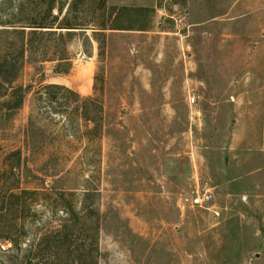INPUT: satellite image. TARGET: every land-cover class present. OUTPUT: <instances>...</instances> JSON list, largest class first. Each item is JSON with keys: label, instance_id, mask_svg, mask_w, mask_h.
Masks as SVG:
<instances>
[{"label": "rangeland", "instance_id": "rangeland-1", "mask_svg": "<svg viewBox=\"0 0 264 264\" xmlns=\"http://www.w3.org/2000/svg\"><path fill=\"white\" fill-rule=\"evenodd\" d=\"M39 1L13 20L52 22ZM104 17L27 49L0 33V264H264V0H106ZM87 65L89 94H43L83 89Z\"/></svg>", "mask_w": 264, "mask_h": 264}, {"label": "trees", "instance_id": "trees-1", "mask_svg": "<svg viewBox=\"0 0 264 264\" xmlns=\"http://www.w3.org/2000/svg\"><path fill=\"white\" fill-rule=\"evenodd\" d=\"M12 0H0V7L4 6L6 3H11ZM68 0H40L39 2L42 4L43 2L45 3L44 9L45 11L51 15L53 11H57V17L53 18L52 22H45L40 19H35L33 18L29 22H15L13 20L14 15L17 13H21L22 9L24 8V2H27V0H18L17 6L14 7V9L11 10V13L6 16L7 20L5 22H0V33L5 34V35H12L14 34L17 39L22 41V48L24 49V38H27V47H29L30 42H32V36L36 35H44L45 33H51L52 35L54 34L55 36L58 37L60 41L64 39L65 36H69L72 33H75L77 30H86V29H92V30H100L104 31L106 30V25L104 21V15H105V4L106 0H70L68 7L62 16L61 20L57 23L59 15L62 14V11L66 5ZM38 6V5H37ZM83 6H90L92 8V14L95 15L96 21H93L88 24H84V22L80 21L78 14L80 13L79 7ZM36 6L34 5V11H35ZM35 13V12H33ZM5 18V19H6ZM12 20V21H11ZM112 30L111 28H109ZM26 30H29L28 33H26ZM115 30V29H114ZM57 31V32H56ZM23 55V50L20 49V56ZM5 61L0 63V68L3 67ZM0 76H4L2 71H0ZM43 94L45 96H48V100L55 102L56 96L51 93V90H55L57 92H70L68 89L62 87V86H57V85H46L42 88ZM71 95H74V93L70 92ZM77 99V96H76ZM88 101H83V107L84 103L88 104L91 103L92 100L87 99ZM78 101V99H77ZM21 103V98L18 101L17 106L19 107ZM78 109V107H77ZM79 110V109H78ZM88 120V119H87ZM68 207V206H67ZM66 213V215L70 214L76 215L73 210L68 207L69 210L66 211L65 208H63ZM70 214H69V213ZM68 221V220H67ZM77 221V220H76ZM84 228V227H82ZM67 229L68 226L66 224V221L64 220V223L62 224L60 230L55 232V238L58 244H62L63 241H65V235L67 234ZM94 232H97V230ZM94 239H96V236L94 234L93 236ZM17 248V246L15 245ZM88 262L90 264H97L95 260L92 258L91 255H88ZM75 264H86L84 262H75Z\"/></svg>", "mask_w": 264, "mask_h": 264}, {"label": "built area", "instance_id": "built-area-1", "mask_svg": "<svg viewBox=\"0 0 264 264\" xmlns=\"http://www.w3.org/2000/svg\"><path fill=\"white\" fill-rule=\"evenodd\" d=\"M190 103H193V99H190ZM211 194L208 191L195 193L192 196H185L181 199L182 208L188 207H208L211 204ZM216 214V213H215Z\"/></svg>", "mask_w": 264, "mask_h": 264}, {"label": "crops", "instance_id": "crops-1", "mask_svg": "<svg viewBox=\"0 0 264 264\" xmlns=\"http://www.w3.org/2000/svg\"><path fill=\"white\" fill-rule=\"evenodd\" d=\"M93 67L91 66V65H87V71H88V73H87V77H86V79H85V82H84V84H85V87L82 89V88H74V87H70V86H68V85H65V84H58V83H55L54 85H57V86H62V87H64V88H66V89H69V91L71 90L72 91V89H75V91H83V94H85V95H87V94H89L90 93V85H91V82H92V76H93V73H94V71H93ZM74 91V90H73Z\"/></svg>", "mask_w": 264, "mask_h": 264}]
</instances>
